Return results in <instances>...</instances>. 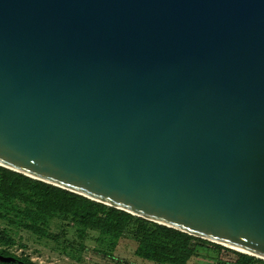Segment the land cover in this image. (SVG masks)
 I'll return each mask as SVG.
<instances>
[{"label": "water", "instance_id": "obj_1", "mask_svg": "<svg viewBox=\"0 0 264 264\" xmlns=\"http://www.w3.org/2000/svg\"><path fill=\"white\" fill-rule=\"evenodd\" d=\"M0 166L264 260V0H0Z\"/></svg>", "mask_w": 264, "mask_h": 264}, {"label": "trees", "instance_id": "obj_2", "mask_svg": "<svg viewBox=\"0 0 264 264\" xmlns=\"http://www.w3.org/2000/svg\"><path fill=\"white\" fill-rule=\"evenodd\" d=\"M54 219H69L80 239L88 230L97 232L96 240L100 246L93 248L92 252L104 258L114 259L111 251L128 234L136 244L133 255L152 264H188L203 245L215 247L217 253L225 250L233 254L232 261L217 258L216 264H264L262 259L133 216L0 166V221L38 239L57 241L58 235L49 230ZM14 244V238L5 229H0V256L15 259L0 264H38L28 256L9 252L8 248Z\"/></svg>", "mask_w": 264, "mask_h": 264}, {"label": "rangeland", "instance_id": "obj_3", "mask_svg": "<svg viewBox=\"0 0 264 264\" xmlns=\"http://www.w3.org/2000/svg\"><path fill=\"white\" fill-rule=\"evenodd\" d=\"M0 229H5L15 240V244L8 248L9 252L16 256H28L38 264H152L133 255L136 244L128 234L124 235L111 251L114 259L94 254L93 248L100 246L96 240L97 232L88 230L86 236L80 239L69 219H54L50 222L49 230L58 235L57 241L38 239L33 234L10 226L4 221H0ZM202 247L188 264H216L217 258L225 262L234 258L233 254L225 250L217 253L215 247Z\"/></svg>", "mask_w": 264, "mask_h": 264}, {"label": "built area", "instance_id": "obj_4", "mask_svg": "<svg viewBox=\"0 0 264 264\" xmlns=\"http://www.w3.org/2000/svg\"><path fill=\"white\" fill-rule=\"evenodd\" d=\"M32 260V259H31Z\"/></svg>", "mask_w": 264, "mask_h": 264}]
</instances>
